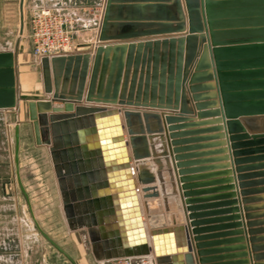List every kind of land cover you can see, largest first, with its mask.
Here are the masks:
<instances>
[{
    "label": "water",
    "instance_id": "1",
    "mask_svg": "<svg viewBox=\"0 0 264 264\" xmlns=\"http://www.w3.org/2000/svg\"><path fill=\"white\" fill-rule=\"evenodd\" d=\"M23 4L24 0H19V35L24 28ZM19 43L17 37L12 50L0 51V109L19 108ZM40 68L44 93L64 105L53 107L49 100H29L28 118L36 143L49 147L64 191L62 202L68 228L87 229L98 260L148 257L149 234L157 264H195L187 231L186 248L177 250L184 252L183 262L176 261L180 254L169 261L164 254L172 250L157 246L161 235L182 236L185 219L180 198L189 195L184 192L180 198L176 196L178 190H186L187 186L180 184L184 183L183 178L174 180L175 168L166 170L170 185V190H166L162 158L167 162L170 151L162 120L169 124L168 130L197 126L200 123L193 120L195 116L218 114L219 110L196 113L194 109L216 105L215 101L195 104L196 101L217 98L234 163L244 162L245 158L238 157L248 152L262 153L252 159L264 161V0H105L93 51L43 56ZM189 95L194 108L189 106ZM83 99L97 105H82ZM120 112L125 119L127 140ZM151 119L155 124L150 125ZM174 121L184 124L172 125ZM221 121L222 118L213 122ZM14 139L16 177L28 199L19 175L18 124ZM244 146L254 148L237 150ZM256 167H264V162ZM244 169L245 166L236 168L239 172ZM259 175H264V171ZM242 178L240 174L238 179ZM259 183H264V179ZM137 184L148 232L136 195ZM245 185L239 183L241 188ZM246 193L241 191L243 196ZM158 197L166 221L153 225L148 201ZM168 197L174 200L171 211ZM185 202L189 204L190 200ZM31 217L40 233L74 264L39 227L32 212ZM187 218L192 219V214ZM194 240L199 238L195 236ZM262 240L264 236L249 239L251 261L241 244L240 259L231 264H264V253H259L264 244H255ZM238 241L243 242L241 238ZM196 254L201 257L198 264H209L203 257L205 252Z\"/></svg>",
    "mask_w": 264,
    "mask_h": 264
},
{
    "label": "crops",
    "instance_id": "2",
    "mask_svg": "<svg viewBox=\"0 0 264 264\" xmlns=\"http://www.w3.org/2000/svg\"><path fill=\"white\" fill-rule=\"evenodd\" d=\"M24 2L27 3V8L30 11H32L38 5L45 4L58 7H66L70 11H73L77 19L76 52L93 51L94 47L97 45L98 32L103 13L102 8L99 7L100 0H24ZM7 50L12 49L0 48V51ZM20 56L21 54L18 53V80L19 95L21 98L19 102V108L0 109V120L3 121V125L5 127L6 142L9 148L11 146L10 144L12 139L15 142V125L18 124L19 126V158L21 157L20 153H22L23 146L25 145V143L29 142L27 134L25 135L24 133L25 127L23 123L24 117H27L28 120L27 107L23 108V100L26 101V98L23 100L22 98H24V94L29 92L27 90L30 89L28 81H26L22 70H20V67L24 66L21 64L24 62L23 59L21 61ZM25 66L27 67L28 65L26 64ZM188 97L190 100L189 106L194 108V102H192L190 98L191 95H189ZM40 99L46 101L49 100L51 106L53 107H60L64 105V103L61 101L51 100V97L48 94H45V96ZM211 101H215L216 105H207L206 107L198 110L194 109L195 112L207 113L214 110H219L218 114L207 113L203 114L201 117L195 116L193 120L200 123L197 126L168 130L169 124L165 123L162 120L164 134L166 135V141L168 143L170 151V156L167 158V162H165L163 160L164 158H162V175L164 178H167V168L169 170L175 168L176 171L173 172V175L175 177L174 180H182L183 178L184 183L181 182L180 184H186L187 186L186 190H178L176 196L180 198V194L184 192H188L189 194L188 197H184L182 198V200L180 198L181 210L185 219L184 224L181 225L182 236L180 235L176 237L174 233H171L170 235L166 234V237L162 235L159 236L160 239L158 240L157 246L160 249L172 250V252H167L168 254H164L167 255L169 261L173 260L176 254H180L181 257L180 259L176 258V261H184V252L182 251L177 253V250H181V248L183 247L186 248V242H188L186 236L184 235L186 231L189 233V242L192 246L195 264H198V259L201 258L196 254V252L200 251L205 252L203 257L209 260V264L234 263L238 259H240L238 255L242 251L239 250L238 247L241 244H244V250L247 252L248 258L251 261L253 253L250 248L252 243L249 241V239L251 237L264 236V231L260 233L248 232L249 230H264V223H257L258 221L264 220V215H260V213L264 212V206L259 207L261 204H264V198L262 197L264 196V191H261V188L264 187V183H259L260 180L264 179V175H259L260 172L264 171V167H256L258 164L264 161L252 159L253 157H256L262 153L248 152L245 154H241L238 158H245V161L239 163L238 165L234 163L235 157L232 156L231 142L228 140V133L223 121V111L220 107H218V99H201L199 101H196L195 104H207ZM27 102L28 100L26 101V105ZM80 104L97 105L95 103H88L84 99ZM49 113L50 112H47V114ZM220 118H222L221 122H213L216 120H220ZM120 121L123 126L124 137L127 140L128 134L126 132L125 119L122 112H120ZM29 123H31L32 125L31 121ZM29 123L27 122L26 124ZM142 123L144 125V122ZM149 123L150 125H153L155 124V120L151 119ZM180 124L184 123L179 121H174L172 123V125L182 126ZM241 125H243L244 128L248 130L243 122H241ZM146 143L147 147L150 149L149 141L147 140ZM31 145H29L27 148L38 146L34 142V140ZM42 147L50 157L49 147L45 144H42ZM126 148L128 154L131 156V148L128 143L126 145ZM251 148L254 147L244 146L237 150H249ZM133 162L134 161H131V164H133ZM237 166H245V169L239 172L236 170ZM153 169L156 172L157 166L154 163ZM240 174H242L244 178L238 179V176ZM134 177H136L135 172ZM165 181L166 190H170L169 182L167 181V179ZM240 182H245L246 185L241 188L239 186ZM53 188L55 190V193L59 196V200L62 204L63 209L62 192L64 191L61 190L54 168ZM66 189L67 190L65 191L69 192V189ZM242 190H246L247 192L244 196L241 194ZM141 194L142 193L140 191V186L137 184L136 195L138 196L140 206L143 209V198ZM243 198H247L248 201L244 203L242 201ZM186 199L190 200L189 204L186 202L183 203L184 201H186ZM148 203V216L150 222L153 225H158L160 224V222H165L166 216L162 208L160 198L158 197L149 199ZM168 206L170 211L173 210L174 200L172 197H168ZM245 206H248L247 210H244ZM188 208H191V210H185ZM142 212L145 229L146 232H148L149 228L147 226V219L144 213V209ZM189 214H192V219L187 218ZM246 214H249L250 217L247 218ZM248 222H250L251 225H248ZM65 223L67 224L66 218ZM236 224H238V226ZM81 229H83L85 237L89 242V251L95 258L89 233L86 228ZM77 230L78 229H76L75 232H77ZM195 236L199 238L198 241L194 240ZM77 238V234H73V236L71 237L72 245H75L76 247H78L79 244V240ZM240 238L243 241L242 243L238 241ZM147 239L148 247L150 250L149 256L127 257L132 260L133 264H157L153 241L149 234H147ZM198 244H202L203 246L197 247ZM255 244H264V241H258ZM78 249V251L82 252L81 248ZM259 253H264V249H260ZM79 256L81 257V255H77L76 257Z\"/></svg>",
    "mask_w": 264,
    "mask_h": 264
},
{
    "label": "rangeland",
    "instance_id": "3",
    "mask_svg": "<svg viewBox=\"0 0 264 264\" xmlns=\"http://www.w3.org/2000/svg\"><path fill=\"white\" fill-rule=\"evenodd\" d=\"M23 14L24 28L23 33L19 35V0H0V48L13 49L15 39L20 38L18 53L24 62L21 63L24 66L20 67V70L30 87L22 100L26 98V101H38L42 100L40 98L44 97L45 93L40 59L32 53L29 33L31 11L25 2ZM26 101L23 100V108L27 107ZM30 121L24 117V133L27 134L29 142L23 146L22 153L19 152V175L27 199L16 180L14 141L12 139L9 148L5 127L0 120V264H73L40 233L31 212L39 227L72 258L74 264H119L116 259L94 258L89 251V242L83 229L75 232L76 230L68 228L62 204L53 188V164L42 144L36 143L33 124L31 125ZM27 122L30 125L26 124ZM33 140L38 146L27 148ZM73 234L78 235V247L72 245ZM78 248H81L82 252L78 251ZM77 255L81 257H76Z\"/></svg>",
    "mask_w": 264,
    "mask_h": 264
},
{
    "label": "built area",
    "instance_id": "4",
    "mask_svg": "<svg viewBox=\"0 0 264 264\" xmlns=\"http://www.w3.org/2000/svg\"><path fill=\"white\" fill-rule=\"evenodd\" d=\"M105 0L99 7L104 9ZM76 16L66 7L38 5L29 17V33L32 41V53L37 58L43 56L67 55L75 53ZM119 264H132L130 258H116Z\"/></svg>",
    "mask_w": 264,
    "mask_h": 264
},
{
    "label": "flooded vegetation",
    "instance_id": "5",
    "mask_svg": "<svg viewBox=\"0 0 264 264\" xmlns=\"http://www.w3.org/2000/svg\"><path fill=\"white\" fill-rule=\"evenodd\" d=\"M16 180H17V177H16ZM21 180V179H20ZM17 183H18V181H17ZM22 183V182H21ZM19 185V184H18ZM19 189H20V186H19ZM21 190V189H20ZM22 192V191H21ZM23 193V192H22ZM24 195V194H23Z\"/></svg>",
    "mask_w": 264,
    "mask_h": 264
},
{
    "label": "bare ground",
    "instance_id": "6",
    "mask_svg": "<svg viewBox=\"0 0 264 264\" xmlns=\"http://www.w3.org/2000/svg\"><path fill=\"white\" fill-rule=\"evenodd\" d=\"M123 135H124V133H123ZM126 135V134H125ZM142 208V207H141ZM143 210V209H142ZM142 220H143V212H142Z\"/></svg>",
    "mask_w": 264,
    "mask_h": 264
}]
</instances>
